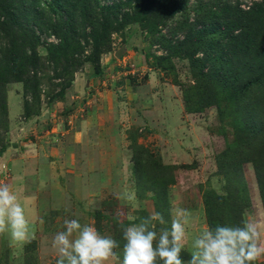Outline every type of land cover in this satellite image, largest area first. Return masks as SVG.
Returning <instances> with one entry per match:
<instances>
[{"label":"rangeland","instance_id":"374dc122","mask_svg":"<svg viewBox=\"0 0 264 264\" xmlns=\"http://www.w3.org/2000/svg\"><path fill=\"white\" fill-rule=\"evenodd\" d=\"M212 1L190 0L186 10L159 27L158 35L178 44L188 33L180 23L196 21ZM228 1L248 9L261 0ZM132 7L124 10L132 11ZM42 37L58 41L55 36ZM108 42L95 61L90 39L75 54L83 64L74 76L64 74L63 65L51 60L40 45L39 68L31 69L38 79L36 89H28L24 81L5 84L6 105L0 100V184L9 185L16 196L18 189L26 194L22 186L25 168L60 161L54 171L63 164L66 167L51 187L57 193L64 191L66 202L60 209L45 210L39 218L26 217L32 223L30 235L34 233L30 242H17L7 232L0 233V264H56L58 252L52 240L64 230L66 219H78L117 240L118 257L105 264H122L124 228L155 212L165 220L164 224L154 221L157 232L170 228L172 219L186 220L181 258L187 262L196 252L194 240L212 229L208 205L213 200L207 203V194L235 201L217 204L216 215L226 214L225 225L264 224V190L246 130L262 124L258 107L264 106V82L251 89L250 103L240 106L236 121L221 118L217 105L199 109L206 95L204 84L191 103L196 109L188 110L184 89L196 80L187 58L174 56L169 69L160 66L159 58L171 51L140 22L113 30ZM197 56L203 57L204 52L198 51ZM97 62L104 73L90 77ZM242 130L249 137L238 135ZM230 146L240 150L241 168L222 156ZM153 160L162 167L155 170ZM225 171H235L244 183L235 181L228 188ZM177 209L186 210V217H177ZM233 211L239 214L237 222L229 219ZM261 231L264 240V228ZM157 264L163 262L157 260ZM253 264H264V256Z\"/></svg>","mask_w":264,"mask_h":264},{"label":"trees","instance_id":"16d2710c","mask_svg":"<svg viewBox=\"0 0 264 264\" xmlns=\"http://www.w3.org/2000/svg\"><path fill=\"white\" fill-rule=\"evenodd\" d=\"M189 2L120 0L105 4L102 0H0L1 103L6 105V82L24 81L28 89H36L38 79L31 75V69L39 68L38 46H45L49 58L63 65L61 70L64 74L74 76L83 64L75 54L82 52L90 44V39L93 58L97 61L109 45V35L113 30L140 22L155 40L171 51L169 56L159 58L160 66L169 69L168 64L172 63L174 56L189 60L196 84L184 89L187 109H196L191 103L200 96V86L204 84L206 95L199 109L217 105L221 118L236 121L241 116L236 115L240 106L245 102L250 103L251 89L264 82V0L254 1L248 9H242L240 2L234 4L228 0H214L206 9H202L204 12L199 13L196 21L180 23L181 28H188V33L178 44H173L163 35L159 36V27L186 10ZM127 6H133V10H124ZM43 34L55 36L58 41L44 39ZM84 41L85 45L82 43ZM198 51H203L204 56H197ZM103 73V68L97 62L90 77L95 78ZM254 97L258 98L257 95ZM258 111L262 124H254L256 127L246 130L254 144L252 157L263 191L264 106L260 105ZM243 130L238 135L248 136ZM222 156L242 167L240 150L235 146H230ZM153 164L155 170L162 167L159 161L153 160ZM225 173L228 188L235 181L244 183L235 171ZM160 178L163 179L162 176ZM206 200L207 203L213 200L208 205L211 228L225 225L226 214L223 217L216 215L217 204L221 206L235 201L224 202L216 194H207ZM238 217L237 211L229 214L233 222H237Z\"/></svg>","mask_w":264,"mask_h":264},{"label":"clouds","instance_id":"9594fccd","mask_svg":"<svg viewBox=\"0 0 264 264\" xmlns=\"http://www.w3.org/2000/svg\"><path fill=\"white\" fill-rule=\"evenodd\" d=\"M177 217H186V210L177 209ZM164 224L161 213L155 212L140 223H132L123 230L122 264H253L264 256L262 231L264 224L245 221L241 225H217L203 231L195 240V254L185 262L181 252L186 239L185 223L172 219L170 228L156 230V223ZM7 232L17 242H30L29 222L23 206L7 184H0V233ZM52 247L58 252L56 264H105L118 254L119 242L101 235L91 225L78 219H66L64 230L55 234Z\"/></svg>","mask_w":264,"mask_h":264},{"label":"crops","instance_id":"0c3cea01","mask_svg":"<svg viewBox=\"0 0 264 264\" xmlns=\"http://www.w3.org/2000/svg\"><path fill=\"white\" fill-rule=\"evenodd\" d=\"M82 132L83 131L77 132V136L79 137ZM27 162L30 164V160ZM54 164L60 165V161L40 163L38 164V168L32 165L25 168L26 170L24 172L26 179H24L25 182H23L22 186L26 190V194H21L20 189H18L17 199L23 206L26 217H38L45 210L60 209L61 206L65 204L66 193H64V191L57 193L55 187L52 189L51 186H54V182L59 179L60 173L66 165L63 164L62 168L58 172H55L53 169ZM68 164V166H72L70 160ZM29 227L30 229L32 228L31 222H29Z\"/></svg>","mask_w":264,"mask_h":264},{"label":"water","instance_id":"95a60500","mask_svg":"<svg viewBox=\"0 0 264 264\" xmlns=\"http://www.w3.org/2000/svg\"><path fill=\"white\" fill-rule=\"evenodd\" d=\"M121 54H122V51H118V52L116 53V55H117L118 57H121Z\"/></svg>","mask_w":264,"mask_h":264}]
</instances>
